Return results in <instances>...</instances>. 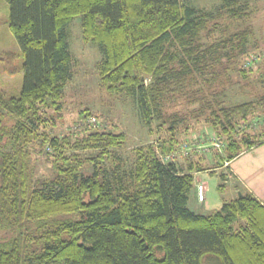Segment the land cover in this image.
Here are the masks:
<instances>
[{"label":"trees","instance_id":"obj_1","mask_svg":"<svg viewBox=\"0 0 264 264\" xmlns=\"http://www.w3.org/2000/svg\"><path fill=\"white\" fill-rule=\"evenodd\" d=\"M5 1L23 76L18 94L0 90V109L13 120L6 132L0 119V230H13L0 241V264H203L207 255L218 264H264V203L244 192L210 214L189 209L193 172L202 168L183 171L173 159H161L181 144L172 134L137 150L133 169L124 172L113 149L123 145L125 134L93 130L84 110L81 146L98 150L88 159L92 172L85 174L78 156L63 152L68 136L40 131L62 109L73 76L65 28L80 15L84 41L103 55L102 87L134 96L147 127L154 119L178 122L167 111L184 100L208 112L207 125L223 144L224 156L214 153L221 165L264 144V95L226 106L213 87L227 81L225 68L220 72L223 59L247 54L252 26L205 40L224 17L247 21V2L223 0L214 14H200L179 0ZM256 59L251 55L243 71L251 72ZM257 109L263 128L254 131L246 123L243 130L235 118L244 120ZM35 141L56 174L44 188L32 189L29 145ZM45 144L54 152L45 151ZM104 161L109 170L97 165Z\"/></svg>","mask_w":264,"mask_h":264},{"label":"rangeland","instance_id":"obj_2","mask_svg":"<svg viewBox=\"0 0 264 264\" xmlns=\"http://www.w3.org/2000/svg\"><path fill=\"white\" fill-rule=\"evenodd\" d=\"M181 4L188 5L197 10V13H215L223 0H179ZM250 11V18L247 21L230 20L224 17L220 24L216 26L213 33L206 38L212 41L222 38L229 33L251 25L253 35L249 38L248 52L243 57L234 61H226L220 67V72L225 68V82H218L214 89L219 91L214 96L226 106L242 103L249 100H258L264 95V80L260 74L264 72V0H245ZM239 0V3H244ZM9 7L5 0H0V58L4 59L0 64V90L6 95L12 96L19 93L22 83V57L20 49L9 28ZM68 49L72 56L73 76L67 83L63 92L62 109L58 116L50 120L48 126L40 129L41 132L49 136L66 137L63 152L67 156L76 154L82 162L81 171L85 174L92 172L93 167L88 159L96 155L97 149L83 148L81 146L84 131L82 130L81 112L86 110L90 117L95 118V128L93 130L106 132H122L125 134V141L119 148H114V152L120 157L121 171L129 172L133 169L137 158V150L147 149L148 146L162 138H169L172 134L180 140V146L171 154L161 155L162 160L173 159L174 163L183 171H187L189 166H200L202 169L193 172L194 182L189 193L187 206L194 212L210 214L220 207L224 199L232 198L239 193L249 192L259 198L264 203V144L243 151L236 162L243 169L235 175L227 168L228 165H221L215 157V151L224 156L223 144L220 148L214 146L215 133L206 122L208 112L200 111L197 104L187 103L180 100L178 104H173L167 113H176L179 121L175 124L171 120L162 122L154 119L147 127L142 121L138 109V104L134 96L127 94H111L102 87L98 64L102 59V53L98 46L89 41H84L81 28V16H75L65 28ZM12 52L13 58L5 59V54ZM253 55L256 62L250 67L253 70L243 71L246 60ZM201 82H197L196 87L201 88ZM261 110L257 109L255 114L247 115L246 119H238L240 127H245L246 123L252 124L254 131H260L263 119L260 116ZM182 118V119H180ZM0 119L6 123L4 131H8L13 123L4 111L0 109ZM173 124V131L169 130ZM242 129L240 131H242ZM245 129V128H244ZM243 129V130H244ZM182 145V146H181ZM187 145V146H186ZM48 144L43 147L48 153H53V149L48 150ZM189 148L185 149V148ZM40 145L35 141L29 145V176L31 188H44L55 177V170L47 157L39 152ZM217 150H216V149ZM184 149V150H182ZM239 157V156H237ZM100 167L109 170V162L98 163ZM228 166V167H226ZM220 175L225 176L223 183ZM195 177L197 178L195 179ZM243 178V179H241ZM204 185V200H197L196 184ZM221 185V186H220ZM239 192V193H238ZM13 230H0V241L9 238ZM212 260L214 264L218 261L214 256L207 255L205 261ZM209 261V264L212 263Z\"/></svg>","mask_w":264,"mask_h":264},{"label":"crops","instance_id":"obj_3","mask_svg":"<svg viewBox=\"0 0 264 264\" xmlns=\"http://www.w3.org/2000/svg\"><path fill=\"white\" fill-rule=\"evenodd\" d=\"M244 154H242V155H239V157H236L235 159H233L232 161H230V165H231V167H229V168H227L228 169V171H230L231 173H232V171L235 173V175L237 174V173H239V172H241V173H243V169L239 166V164H237V160L241 157V156H243ZM226 167H228V166H226ZM237 175H240V176H243V175H241V174H237ZM197 177H195V179H196ZM241 179H243V178H241ZM197 181H198V178H197ZM199 182V181H198ZM197 182V183H198ZM239 193V192H238ZM232 198H234V197H232ZM232 198H228V199H232ZM228 199H224V200H228ZM198 200V199H197ZM222 203V202H221ZM221 205V204H220Z\"/></svg>","mask_w":264,"mask_h":264},{"label":"built area","instance_id":"obj_4","mask_svg":"<svg viewBox=\"0 0 264 264\" xmlns=\"http://www.w3.org/2000/svg\"><path fill=\"white\" fill-rule=\"evenodd\" d=\"M89 122L90 123H95V118L94 117H91L90 119H89ZM214 146L216 147V148H220V145H219V143L218 142H214ZM225 165H228V162H225ZM204 185L202 184V183H198V185H197V197H198V200H201V201H203L204 200V193H203V191H204Z\"/></svg>","mask_w":264,"mask_h":264}]
</instances>
